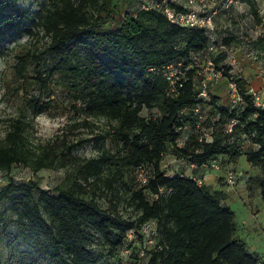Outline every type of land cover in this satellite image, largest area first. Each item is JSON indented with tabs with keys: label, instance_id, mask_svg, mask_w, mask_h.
<instances>
[{
	"label": "trees",
	"instance_id": "16d2710c",
	"mask_svg": "<svg viewBox=\"0 0 264 264\" xmlns=\"http://www.w3.org/2000/svg\"><path fill=\"white\" fill-rule=\"evenodd\" d=\"M238 1L249 6L256 23L263 27L253 43L264 49V14L256 0ZM169 4L186 10L174 2ZM12 5L0 0L4 8ZM14 9L5 19L6 36L13 39L32 35L34 29L42 31L47 38L44 50L58 59L83 110L116 121L112 135L122 145L123 155L113 163L131 168L137 176L141 168L151 171L147 183L131 196L135 217H126L118 209L113 180L104 178V168L112 161L104 154L85 159L79 171L85 183L92 177L96 188L103 181L113 191L108 207L88 195L79 178L57 186L55 193L40 188L36 180L17 183L10 178L0 187V201H10L26 241L40 254L26 264H99L101 254L92 246L96 236L114 250L124 244L130 230L138 231L149 221H156L158 235L146 264H264L237 236L235 212L223 203L226 190L199 185L181 172L169 176L162 169L169 152L198 164L216 158L222 164L227 157L237 161L245 153L261 169L260 175L250 178L254 183L250 189L259 188L264 201V107L256 105L248 80L235 78L242 104L234 108L221 104L211 90L210 100L197 97L194 64L214 44L206 29L172 21L157 3L126 13L117 29L102 23L113 11L112 0H41L35 9ZM235 40L239 39L227 35L221 44L230 46ZM211 54L217 67H223L224 75L230 77V66L220 63L226 53ZM27 63L25 56H19L18 73L23 74ZM169 65L184 71L179 75L183 84H176L174 91L165 74ZM152 66L157 71L150 70ZM207 103L209 124L219 114L213 123V140L200 142L192 133L178 146L176 126L188 121L195 127L197 121L190 113L197 104L208 110ZM37 105L34 115L45 110V103ZM183 109L186 112L180 114ZM153 110L160 114L152 116ZM233 117L239 123L228 133L225 124ZM27 124L22 117L13 118L0 138V170L10 172L14 165L24 163L38 171L59 163V152L41 148L36 153L30 147Z\"/></svg>",
	"mask_w": 264,
	"mask_h": 264
},
{
	"label": "rangeland",
	"instance_id": "374dc122",
	"mask_svg": "<svg viewBox=\"0 0 264 264\" xmlns=\"http://www.w3.org/2000/svg\"><path fill=\"white\" fill-rule=\"evenodd\" d=\"M8 1L13 3L11 7L0 6V138H3L13 118L22 117L28 122L26 134L30 147L36 153L41 148L55 150L60 154V161L55 167H44L38 171L24 163L14 165L10 172L0 170V187L8 184L10 178L17 183L31 179L38 181L40 188L55 193L57 186H67L79 178L88 195L96 196L103 207H108L113 191L103 181L97 182L101 188H96L92 177L85 183L80 178L79 171V165L85 159L104 154L112 161L104 168V178L113 180V186L117 190L115 194L119 197L118 209L126 217H135L137 213L131 196L134 190L142 186V182L131 168L113 163L123 155L122 145L112 135L116 121L90 115L83 110L81 102L74 97L71 80L60 70L58 59L44 50L47 38L42 31L34 29L32 35H17L13 39L6 36L5 19L8 14H14V7L35 9L41 0ZM173 1L186 9L196 10L201 15H212L214 28L210 35L214 44L221 43L222 38L227 35L239 39L229 46L226 54L228 57L220 63L230 66L229 73L234 77L246 78L250 90L264 100V49L253 43L263 27L256 23L249 6L238 0ZM162 2L164 0H112L113 11L102 23L105 27L117 29L126 13ZM256 3L260 13L264 14V0H256ZM38 55L41 57L37 60ZM208 55H212L211 52H202L197 58L202 75H209L210 72L205 60ZM19 56H25L28 62L23 74L18 73ZM226 81L227 78L211 85L212 96L218 97L221 104L229 102ZM37 102L45 103V110L34 115ZM209 105L206 104V109L210 115ZM227 160L221 164L220 169L209 168L203 179L211 188L223 190L218 179L225 173L228 164L241 172L235 185L226 189L227 197L223 203L235 212L237 236L245 241L250 252L264 259V201L259 188L250 189L254 185L250 178L260 175L261 169L248 161L245 153L237 161L229 160L228 163ZM61 162L65 164L59 165ZM183 166V158L176 156L174 152L167 153L162 160L165 173L171 169L181 171ZM144 174L146 177L150 176V168ZM93 191L96 192L95 195ZM140 229L128 234L124 244L114 250L103 237L96 236L92 246L101 254L99 264H146L153 243L147 242L151 238L148 235L150 230L143 232ZM142 251L145 252L143 255ZM39 255L34 244L26 241L10 201L1 200L0 264H26Z\"/></svg>",
	"mask_w": 264,
	"mask_h": 264
},
{
	"label": "built area",
	"instance_id": "2783aa9c",
	"mask_svg": "<svg viewBox=\"0 0 264 264\" xmlns=\"http://www.w3.org/2000/svg\"><path fill=\"white\" fill-rule=\"evenodd\" d=\"M174 2L173 0H164L162 4L157 3V5H160V7L163 8L164 12L167 14L169 19L175 22H179L183 25L187 26H199L206 29V32L210 35V31L214 28V25L212 23V15L205 13L203 15L199 14L196 10L193 9H186L185 11H179L176 10L174 7L170 6L169 3ZM215 11V10H214ZM224 52L228 54L229 52V46L225 44H219L215 45L212 44L209 46V51L212 53L217 52ZM228 56L226 55V58ZM206 66L207 69L210 71L209 75L201 74L200 72V66L197 62V59L195 61V66L197 67L196 76L194 78V81L196 83L197 88V97L199 99L203 100H210L211 95L209 90H211V85H216L217 83H220L222 80L227 78V93L229 96V102L230 106L232 108L236 107L237 105L242 104V93L239 89V85L236 81V77L233 75H230V77L224 75V68H218L215 62L213 61L211 55L206 56ZM167 71H165L166 77L169 80L170 88L171 90H176V84L179 86H182L183 81H179V75H184V71L182 70H175L173 69V65L166 66ZM150 70L157 71L156 67H150ZM251 93L255 95V103L258 106L264 107V100L261 99V97L256 94L255 91L250 90ZM186 112V109H183L180 111V114ZM152 116L157 117L160 113L156 110H153V112L150 113ZM191 118L195 119L197 122L195 124V127L188 123V121L184 124H180L176 126V131L179 132V137L177 139L178 146H183L185 142L190 138L192 133H195L196 139L200 142H210L213 140V123L216 122V120L219 119V114L215 117H212L211 123L209 124L208 120V110H203L201 108L200 104H197L196 107L192 110ZM148 115V112L146 113ZM239 123V120L235 117L230 118L227 123L225 124V131L228 133L234 132V127ZM198 151V150H197ZM184 166L181 168L182 170H174L171 169L166 175L173 176L174 174L181 172L183 175L191 176L199 185L206 184L205 180L203 179L205 175L208 173L209 168L214 167L215 169L221 168V159L216 158L210 161L203 162L201 164H198L195 161L190 160L189 158L182 157ZM144 170L141 168L138 172V176L142 182V184L147 183V177L144 174ZM200 174H203L204 176H201ZM241 175V172L235 167L228 164V167L225 170V173L221 175L218 179V183L224 187V190L232 188L235 183L238 176ZM2 181V176H0V185ZM163 190V188H161ZM227 191V190H226ZM157 195V194H156ZM152 223H154L152 225ZM150 230L149 238L147 240L148 243H153V247L156 243V238L158 235L157 230V223L156 221H149L144 223L141 226L140 231L147 232ZM136 231L130 230L129 234L135 233ZM145 252L142 251L141 254L143 255Z\"/></svg>",
	"mask_w": 264,
	"mask_h": 264
}]
</instances>
